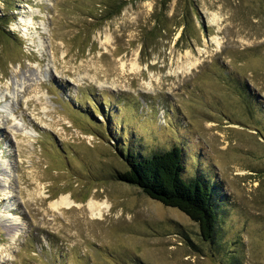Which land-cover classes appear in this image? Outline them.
I'll return each mask as SVG.
<instances>
[{
	"label": "rangeland",
	"instance_id": "obj_1",
	"mask_svg": "<svg viewBox=\"0 0 264 264\" xmlns=\"http://www.w3.org/2000/svg\"><path fill=\"white\" fill-rule=\"evenodd\" d=\"M104 1L0 0V264H264V0ZM119 140L219 184L212 244L114 179Z\"/></svg>",
	"mask_w": 264,
	"mask_h": 264
},
{
	"label": "trees",
	"instance_id": "obj_2",
	"mask_svg": "<svg viewBox=\"0 0 264 264\" xmlns=\"http://www.w3.org/2000/svg\"><path fill=\"white\" fill-rule=\"evenodd\" d=\"M126 4L127 0H105L96 18L100 22L109 20L117 16ZM109 117L110 113L103 116L105 120ZM112 138L116 141L114 136ZM117 151L124 159L126 169L116 172V181L137 188L147 198L165 207L177 209L198 226L203 241L210 244L214 242L219 215L225 212L221 188L209 173L197 167L189 176L184 173L186 169L182 147L177 145L145 156L139 151H131L126 140H119ZM212 247L215 250L219 248ZM231 264L238 263L231 260Z\"/></svg>",
	"mask_w": 264,
	"mask_h": 264
},
{
	"label": "bare ground",
	"instance_id": "obj_3",
	"mask_svg": "<svg viewBox=\"0 0 264 264\" xmlns=\"http://www.w3.org/2000/svg\"><path fill=\"white\" fill-rule=\"evenodd\" d=\"M49 206H50V208L53 211L60 210L61 208L71 209L74 206L77 207V208H80L81 207V205L78 204V203H76L75 201H73L71 199L70 195H68V194L61 195L56 200L51 201L50 204H49ZM87 208H88L89 213H90L91 216L98 217V218H102L103 213L105 211H107L110 208V206L108 205L107 202L99 203L98 201L95 202V201L91 200V201H89L87 203Z\"/></svg>",
	"mask_w": 264,
	"mask_h": 264
}]
</instances>
